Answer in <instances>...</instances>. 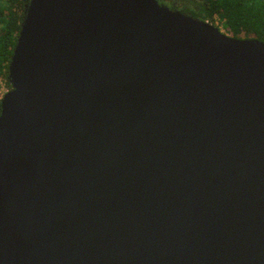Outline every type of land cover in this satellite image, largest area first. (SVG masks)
Instances as JSON below:
<instances>
[{
    "label": "water",
    "instance_id": "water-1",
    "mask_svg": "<svg viewBox=\"0 0 264 264\" xmlns=\"http://www.w3.org/2000/svg\"><path fill=\"white\" fill-rule=\"evenodd\" d=\"M23 14L0 264H264V42L158 0Z\"/></svg>",
    "mask_w": 264,
    "mask_h": 264
},
{
    "label": "trees",
    "instance_id": "trees-1",
    "mask_svg": "<svg viewBox=\"0 0 264 264\" xmlns=\"http://www.w3.org/2000/svg\"><path fill=\"white\" fill-rule=\"evenodd\" d=\"M28 0H0V112L1 91L10 90L9 64L21 30ZM172 8L201 21L218 19L236 39L264 42V0H171Z\"/></svg>",
    "mask_w": 264,
    "mask_h": 264
},
{
    "label": "rangeland",
    "instance_id": "rangeland-1",
    "mask_svg": "<svg viewBox=\"0 0 264 264\" xmlns=\"http://www.w3.org/2000/svg\"><path fill=\"white\" fill-rule=\"evenodd\" d=\"M165 6H166V5H165ZM167 7L170 9V6H167ZM171 10H172V8H171ZM175 11H177V10H175ZM179 12H180V11H179ZM213 24H214L215 26H217V27L220 29V31H221L222 33H224V34H226V35H228V36H231L230 34H227L226 29L222 26V23H221L218 19H216V20L214 21ZM8 91H9V90H8L7 88L3 87L2 91H1V97H3Z\"/></svg>",
    "mask_w": 264,
    "mask_h": 264
},
{
    "label": "flooded vegetation",
    "instance_id": "flooded-vegetation-1",
    "mask_svg": "<svg viewBox=\"0 0 264 264\" xmlns=\"http://www.w3.org/2000/svg\"><path fill=\"white\" fill-rule=\"evenodd\" d=\"M158 2L161 4V5H163V6H170V9L173 7L172 6V3H171V0H158ZM172 10H174L173 8H172Z\"/></svg>",
    "mask_w": 264,
    "mask_h": 264
}]
</instances>
